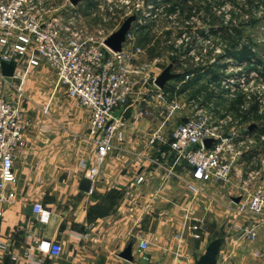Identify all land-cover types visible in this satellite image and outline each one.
I'll list each match as a JSON object with an SVG mask.
<instances>
[{"label": "crops", "instance_id": "crops-1", "mask_svg": "<svg viewBox=\"0 0 264 264\" xmlns=\"http://www.w3.org/2000/svg\"><path fill=\"white\" fill-rule=\"evenodd\" d=\"M132 44L139 45L124 42L122 47ZM21 67L26 69L17 67L6 80L0 75L7 99L6 90L38 68ZM17 92L10 101L23 112L25 144L13 160L15 198L0 218V264L38 259L41 264H194L214 238L221 239L216 264H264V222L255 239L241 234L238 227L253 216L230 200L238 195L231 185H214L205 197L192 198L189 170L179 174V162L158 160L169 153L166 143L148 144L150 134L162 128L156 117L144 116V101L130 99L118 110L130 127L85 192L79 188L86 177L81 161L95 156L94 144L85 138L88 111L66 94L69 100L32 102ZM148 125L154 126L151 133ZM138 176L143 177L139 182ZM36 201L51 212L46 223L33 212ZM40 239L59 243L60 253H40ZM140 239L147 242L143 250ZM129 242L131 261L119 256Z\"/></svg>", "mask_w": 264, "mask_h": 264}, {"label": "built area", "instance_id": "built-area-1", "mask_svg": "<svg viewBox=\"0 0 264 264\" xmlns=\"http://www.w3.org/2000/svg\"><path fill=\"white\" fill-rule=\"evenodd\" d=\"M52 2L0 0V75L6 80L1 74L3 61L13 64L14 71L22 65L45 66L54 74V89L64 88L69 98L88 111L87 134L95 146V156L92 162L81 161L85 176L91 182L95 180L104 158L116 148V142L124 140L125 121L118 113L120 108L130 99L146 103L144 114L161 105L162 110L181 113L180 122L168 136L163 130L153 131L148 138L149 146L166 143L174 163L184 161L189 165L188 188L193 199L205 197L214 185L234 187L240 198L236 202L240 205L238 210L253 216L238 228L245 238L255 239L260 223L264 222V130L256 137L257 125L254 123L256 127L251 131L248 126L253 116L264 118V83L261 88L250 89L251 93L245 94L247 100L239 101L234 112L220 117L207 106L198 105L193 98L183 101L174 96L168 98L164 88L145 87L148 64L139 61L143 52L140 45L113 51L104 44L110 33L88 26L77 11L61 12ZM98 7L100 11L106 9ZM126 15H135L132 23L141 25L147 13L137 3L127 9ZM133 41L134 32L130 27L124 42ZM186 55H192L195 61L199 59L193 49L183 57ZM244 62L235 60L234 65L241 68ZM253 71L252 68L235 70L232 74L217 76L214 81L222 93L234 95L241 88L246 90L254 81L256 73ZM193 77V72H189L180 81L186 82ZM183 111L186 114H182ZM182 118L186 120L181 121ZM24 122L21 108L0 91V218L15 198L11 187L15 179L13 160L15 152L25 144ZM231 124V131L225 133ZM242 125L243 129L238 130ZM206 138L212 139L208 147L203 144ZM245 154L248 159L244 158ZM142 179V176L137 177L138 182ZM32 209L40 223L49 220L51 212L40 202H34ZM146 247L147 242L140 239L139 248ZM37 249L52 256L60 253L59 243L47 239H40ZM33 264L41 262L38 259Z\"/></svg>", "mask_w": 264, "mask_h": 264}, {"label": "rangeland", "instance_id": "rangeland-1", "mask_svg": "<svg viewBox=\"0 0 264 264\" xmlns=\"http://www.w3.org/2000/svg\"><path fill=\"white\" fill-rule=\"evenodd\" d=\"M137 3L142 6L147 16L141 25L132 23L131 30L134 32V43L143 48L139 61L148 64L147 79L144 82L147 89L158 88L152 79L167 64L173 62V73L193 71L195 76L196 73L200 75L197 78L194 76L186 83L176 78L167 81L165 86L174 87L176 90L167 87V97L174 96L182 101L193 98L198 105L207 106L220 117L234 112L239 101L247 100L245 94L251 93L250 89L254 91L255 87L261 88L264 83V0H80L75 5L69 0H53L52 6L61 12L76 10L81 13L82 21L88 26L103 28L105 33L109 34L128 16L127 9ZM100 5L106 8L105 11L99 10ZM109 7L111 9H108ZM92 12L95 16L91 15ZM203 47L206 48L205 52L202 51ZM191 49L194 50L195 56H199L197 61L192 55L183 57ZM243 49L252 53V59L244 60V64L238 68L234 65L235 60H238L237 55L229 60L226 53L231 50L235 54ZM250 68L256 76L252 75L255 79L248 84L247 91L241 88L234 95L224 94L217 87L219 84L214 81L217 76ZM19 69L22 72L26 68L19 66ZM207 70H212L213 73L205 74ZM17 89L25 95L24 100L32 102L44 101L50 97L57 101L69 100L62 87H58L57 89L61 90L54 93V74L45 66L28 70L17 88L7 89L9 100L15 101L18 98ZM249 100H252V96ZM150 111L144 116L149 118V121L156 117L154 120L159 121L166 136L180 122L181 113L167 112L162 110L161 105ZM183 113L186 114V111ZM250 121L257 125L254 132H257L255 136L258 137L264 118L257 119V116H253ZM124 126L126 130L130 127L126 124ZM151 126L154 127H146L148 133L152 132ZM231 127L232 124L227 126L225 133L231 131ZM242 129L243 125L238 130ZM87 132L85 138L90 141ZM157 158L160 162L174 161L170 153ZM175 167L179 174L189 170V165L184 161L176 163ZM168 178L174 180L175 176L170 174Z\"/></svg>", "mask_w": 264, "mask_h": 264}, {"label": "water", "instance_id": "water-1", "mask_svg": "<svg viewBox=\"0 0 264 264\" xmlns=\"http://www.w3.org/2000/svg\"><path fill=\"white\" fill-rule=\"evenodd\" d=\"M80 0H69V2L73 5H75ZM135 20V15L127 16L120 26L111 32L104 40V44L110 48L113 51H120L122 48V43L125 41V35L127 31L131 27V23ZM173 62L167 64L161 72L155 77L154 84L160 88L163 89L166 82L174 79L177 77V73L171 72ZM1 74L6 77H11L14 74V65L8 62H2L1 63ZM186 118H182L181 121H185ZM256 127L254 123L250 124L248 126V129L251 131ZM212 142L211 138H206L203 140V144L205 147H208L210 143ZM91 181L87 177H82L79 183V188L85 192H87L90 189ZM239 196L232 197V200L234 202L239 201ZM220 238H214L211 240L206 248L203 254L200 255V257L195 261L194 264H216V256L220 245ZM131 245L132 243L129 242L126 247L119 253V256L126 260H132L133 257L131 255Z\"/></svg>", "mask_w": 264, "mask_h": 264}, {"label": "trees", "instance_id": "trees-1", "mask_svg": "<svg viewBox=\"0 0 264 264\" xmlns=\"http://www.w3.org/2000/svg\"><path fill=\"white\" fill-rule=\"evenodd\" d=\"M167 1H170V0H167ZM251 54H252V53H250V51L245 50V49H243V50H241V51H238V52L235 53V54H234V52H232L231 50L227 51V53H226V55H227L228 58H232V57H234V56L237 55L236 57H238L237 59H238V62H239V63H241V62L244 61V60H249V61H250V60H251V57H250ZM197 70H199V68H198ZM190 72H193V71H190ZM187 73H189V71H183V72L177 73V77H176V79H178V80L183 79L184 75L187 74ZM204 73H205V74H207V73H213V71H212V70H207V71L204 72ZM196 75H197V76H195V72H193V76H195L196 78L199 77L200 74H199V73H196ZM167 87H169V88L172 89L173 91H176L174 87H170V86H164V89L166 90ZM262 130H264V124H263V126H262Z\"/></svg>", "mask_w": 264, "mask_h": 264}]
</instances>
